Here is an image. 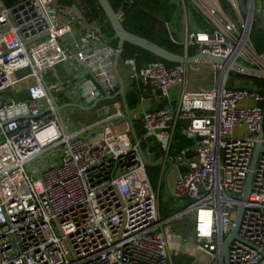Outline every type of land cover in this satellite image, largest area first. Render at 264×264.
I'll use <instances>...</instances> for the list:
<instances>
[{"label":"built area","instance_id":"built-area-1","mask_svg":"<svg viewBox=\"0 0 264 264\" xmlns=\"http://www.w3.org/2000/svg\"><path fill=\"white\" fill-rule=\"evenodd\" d=\"M66 1L17 0L6 7L0 0V264H171L183 247L207 264H224L222 244L239 206L238 239L228 247L226 264H264V152L241 202L255 145L264 146V136L258 138L264 88L228 87L226 75L209 89L185 91L186 65L137 68L136 55L122 59V49L85 16L81 0ZM134 2L121 0L120 23L124 7ZM201 10L210 30L181 43L164 24L185 57L196 49L264 72V52L250 42L253 17L234 22L219 6ZM58 64L67 66V75L45 81L43 74ZM118 66L126 68L138 106L150 99L167 104L139 116L130 109L129 123ZM211 70L220 74L218 67ZM172 87L181 88L174 104ZM67 98L83 108L110 99L91 109L95 121L71 130L61 114ZM238 128L245 131L235 138ZM177 132L188 145L175 146ZM157 152L159 177L166 166L176 172L171 197L186 204L167 217L159 213L147 173ZM44 153L54 163L28 173L25 166ZM188 215L185 235L169 230Z\"/></svg>","mask_w":264,"mask_h":264},{"label":"trees","instance_id":"trees-1","mask_svg":"<svg viewBox=\"0 0 264 264\" xmlns=\"http://www.w3.org/2000/svg\"><path fill=\"white\" fill-rule=\"evenodd\" d=\"M6 7L12 6L15 0H2ZM71 0H67L66 3H69ZM85 5V16L91 20H94L105 33V35L111 40L110 43L113 46L117 45V40L114 39V32L108 23L103 11L98 5L96 0H81ZM114 12H117L119 7L121 6V0H107ZM148 6L152 8L155 6L154 0H135L134 4L127 8L124 7V20L121 23L123 28L136 36L144 38L174 54L182 55L183 50L179 45H175L171 43L168 39V35L166 29L164 27L165 17H158V15L149 14L145 10V7ZM164 7V6H163ZM167 9V7H165ZM168 14V9H167ZM166 16V14L164 15ZM160 18V19H159ZM163 18V20H161ZM255 23L259 26L258 22L252 23L251 31H250V39L253 47L261 54L264 52V33L256 29L254 33ZM121 58L126 59L131 55H136V65L137 68L142 67L143 65L151 62H161L167 68L174 67L176 64H172L169 62H165L156 58L155 56L135 47L130 44L124 43L122 46ZM196 54V49H191L188 51V56H194ZM229 79H239L242 81H250V86L256 88L257 90H262L264 88V81L258 79L247 78L242 75H238L232 72L228 73ZM138 93L136 90L130 91L125 94V102L127 104L128 109H133L138 104ZM135 127V126H134ZM263 134H264V123H263ZM175 146L180 148L189 144L185 138H183L178 132L175 134ZM147 172L150 175L151 184L153 187L156 186L157 176L159 172V168L156 166H149L147 168Z\"/></svg>","mask_w":264,"mask_h":264},{"label":"rangeland","instance_id":"rangeland-1","mask_svg":"<svg viewBox=\"0 0 264 264\" xmlns=\"http://www.w3.org/2000/svg\"><path fill=\"white\" fill-rule=\"evenodd\" d=\"M179 1L182 6H184L185 8L188 7V4H192L194 9L203 17V13L201 8L202 7H212V6H219L220 9L223 11V13L232 21L237 22L239 20H242L245 18V16L242 14V12L240 11L239 7H238V0H177ZM254 1V6L255 9H260V0H253ZM244 3L247 4V0H244ZM145 10L147 12H149V14L152 13V8H149L148 6L145 7ZM262 16L264 18V8L262 11ZM161 20H163V18H161ZM166 20H169L168 18ZM254 22H258L255 18H253V23ZM165 23V22H164ZM259 24V22H258ZM253 27V26H252ZM256 29L263 32L260 24L259 26L255 23L254 26V33L256 32ZM264 33V32H263ZM251 42V39H250ZM122 62V59L119 60V63ZM67 66L66 65H62V64H58L53 71H46L43 76L45 81L47 82H51L54 81L56 79V77H63L65 75H67L68 71H66ZM193 70V67H188L189 71L188 74H190L191 69ZM125 75H124V88H125V92L129 89V82H126V68H123ZM191 79H195V83L191 84V85H195L194 88L197 89H202L203 83L207 81L208 78V84L210 85L212 79L210 80L209 77L207 75H202L200 73H196V72H192L191 73ZM211 77H214L216 79H218V77H220L219 73H215L212 74ZM226 81L229 82V78L228 76L226 77ZM213 82V81H212ZM226 82V83H227ZM250 81H242L240 82H236L235 85L238 87H243V88H249L250 86ZM252 88V87H251ZM13 98L18 100V98L13 95ZM67 101V102H66ZM76 101V100H74ZM62 104L61 105H65V104H74L76 102H71V99L67 98L66 100H62L61 101ZM82 104V103H81ZM77 105V104H74ZM80 109H78L75 106H69V107H65L62 109L61 114L63 116L64 119H66L67 123H73L72 126L70 127L71 130H75L78 126H80V124H89L93 121L96 120V116L94 114V112L92 110H90L89 112L86 111H79ZM75 125V126H74ZM245 129L244 128H239V129H235L234 131V137H240L243 133H244ZM53 156H48V154H43L40 159H38L36 161V163H32L29 165H26V171L28 173H30L32 170L38 168H45L46 166H50L52 165V163H54V161H52V159H54ZM163 175L161 178V181L159 182V189H155L158 191V203H159V213L164 214V215H172L173 213H175L176 211H179L181 209H183L186 204L184 205L182 202L180 201H176L171 197V192L173 189V184L175 181V176L176 174L173 171V174L170 175V178L167 179L166 175L169 173V167L167 166L165 169H163ZM148 173V172H147ZM149 174V173H148ZM175 175V176H174ZM160 176V172L158 174V177ZM7 180V179H6ZM10 181L8 180L7 183H9ZM191 216L188 215L185 216L183 219L181 220H175L173 223H170L167 225V227L169 228V230L173 233L176 232H181L183 229V225L185 224V228L188 227V224L190 223V218ZM202 256V257H201ZM200 257V258H199ZM170 262L171 264H207L208 261L206 259V257H204L203 255L198 254V257L196 256H191L188 254V252L186 251V248L183 247V249L178 250L177 252L175 251V253L173 252L172 256L170 257Z\"/></svg>","mask_w":264,"mask_h":264},{"label":"water","instance_id":"water-1","mask_svg":"<svg viewBox=\"0 0 264 264\" xmlns=\"http://www.w3.org/2000/svg\"><path fill=\"white\" fill-rule=\"evenodd\" d=\"M98 5L100 6L101 10L103 11L108 23L110 24L113 32H114V39L117 40V48L121 49L124 43L130 44L132 46H135L153 56H155L156 58L163 60L165 62H169L172 64H176V65H197V64H204V65H209V66H215L218 67L220 69V76H223V78L229 73H235L238 75H242L245 76L247 78H251V79H258V80H263L264 81V72L260 71V70H256V69H252L249 67H246L240 63H237L236 61H234L233 59H229V60H225L219 57H215V56H210V55H203L200 53L195 54L194 56L191 57H185L184 55H178V54H174L144 38H141L139 36L133 35L129 32H127L122 24L120 23L117 13H115L109 2L107 0H96ZM238 7L240 9V11L242 12V14L246 17H253L255 18L263 32H264V18L262 16V12L260 10L254 11L253 10V6L250 4V1H247V4L244 3V0H238ZM118 55H116L117 58ZM119 83H121V81L119 80ZM118 94L121 96V98L124 100L125 99V94L123 92V87L121 85ZM110 98H105V99H101L97 102H102L104 100H109ZM97 102H95L91 107L88 108H83L81 106L78 105H71V104H67L65 106H63L61 109L65 108V107H69V106H75L79 109L82 110H91L94 108V106L97 104ZM125 115L127 120L129 121V123L132 122L131 117L129 115V109L127 106H125L124 109ZM99 114H101V110L98 111ZM264 136L263 134V130H261L258 134V138L262 139ZM260 152H264V146L261 145V143H257L255 145L253 154H252V158L250 161V166H249V172L247 174L246 180H245V184H244V188H243V192H242V197H241V202H246L247 199V195H248V191H249V187L251 184V180H252V172L255 168L256 162H257V158H258V154ZM242 214H243V206H239V208L237 209L234 221H233V227L232 230L230 232V234L227 236V238L224 240L223 244H222V248H221V255L224 261V264H226V258H227V250L228 247L230 245V243L234 240L238 239V230L240 227V223H241V218H242Z\"/></svg>","mask_w":264,"mask_h":264},{"label":"crops","instance_id":"crops-1","mask_svg":"<svg viewBox=\"0 0 264 264\" xmlns=\"http://www.w3.org/2000/svg\"><path fill=\"white\" fill-rule=\"evenodd\" d=\"M16 1L17 0H15L14 3ZM154 1H155V6L152 7V13L151 14L158 15L156 18L165 17V18L169 19V20H164V22H165L164 24H168L169 25V28H170L174 38L179 43H181L191 33L206 31V30H210V28H211L208 20L204 16L202 17L194 9L192 4H188V7L185 8L177 0H154ZM165 7H167V9H168V14H167V9ZM165 14H166V16H164ZM254 50L257 53H259L255 48H254ZM182 55H183V53H182ZM186 66H187V77H186V82H185V85H184L185 91L193 92V91L209 89L213 85V82H214L215 78L211 77V75L215 74V73H218V72L213 73L212 70H211V66L204 65V64H200V65L199 64H197V65H186ZM190 66L194 68L193 70L190 68L192 72L200 73L202 75H207L210 80L212 79L213 82L211 81V83L209 85L208 84V78H207V81L203 83L202 89L194 88L195 85H191V84L195 83V79H191V76H190V75H192L191 74L192 72H190V74H188V71H189L188 67H190ZM118 71L120 72V76L122 78H124V75H125L124 69L121 66H118ZM227 76H228V74H227ZM236 82H240L241 83L242 80H239V79H236V78L229 79V82L226 83V86H228V87H238V86L235 85ZM180 89L181 88H178V87H172L170 89V91H171L170 92V99H171L172 104L176 103V101L178 99V94H179ZM130 91H132V88L129 86V89L127 90V93L130 92ZM166 104H167V102L164 101V100H161V99H150V100H147L143 106H138V104H137V106L135 108L131 109V112H133V114L135 116H139L143 109H157V108H161L162 106H164ZM134 125H135V128L138 130V128H139L138 124L134 123ZM154 155H156V156L154 157ZM154 155L152 157V159H154V162L151 164V166L158 167L159 168V172L161 174V168L159 166H157L156 163H155L156 160H157L155 158L160 156V153L157 152ZM159 172H158V174H159ZM163 172H164V170H163ZM163 172H162V175H163ZM174 173L176 174V172H174ZM172 174H173V170H171V168L169 167V173L166 175V178L169 179L170 175H172ZM148 176H149V179H150L151 177H150L149 174H148ZM161 178H162V176H161ZM161 178L157 176L156 186L155 187L152 186L153 189H157V188L159 189V182L161 181ZM150 182H151V179H150ZM158 200H159V197H158ZM159 206L160 205L158 203V207ZM167 216L168 215L162 214V217H167ZM175 234L185 235L186 234L185 224L183 225L182 231L181 232L178 231Z\"/></svg>","mask_w":264,"mask_h":264},{"label":"bare ground","instance_id":"bare-ground-1","mask_svg":"<svg viewBox=\"0 0 264 264\" xmlns=\"http://www.w3.org/2000/svg\"><path fill=\"white\" fill-rule=\"evenodd\" d=\"M221 80H223V76L220 77ZM171 248L178 249V245H175V242L172 240L170 244ZM196 257H198V254H194ZM202 257V256H201ZM205 257V256H204ZM200 258V257H199Z\"/></svg>","mask_w":264,"mask_h":264}]
</instances>
